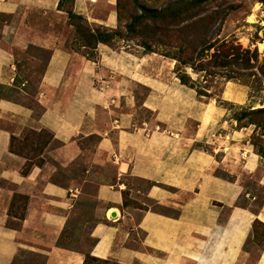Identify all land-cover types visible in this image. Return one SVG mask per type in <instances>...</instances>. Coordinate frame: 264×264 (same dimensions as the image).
I'll return each instance as SVG.
<instances>
[{"label":"crops","instance_id":"1","mask_svg":"<svg viewBox=\"0 0 264 264\" xmlns=\"http://www.w3.org/2000/svg\"><path fill=\"white\" fill-rule=\"evenodd\" d=\"M59 1L0 0V90L13 95L0 96V264H14L20 252L40 257V264L83 263L80 251L57 242L76 204L90 197L84 190L90 181L54 178L58 169L71 175L74 162L84 155L78 140L91 136L99 141L86 158L83 176L93 165L110 163L115 169V181L98 184L94 193L100 208L89 232L94 240L92 256L118 264H240L253 222H264V206L254 212V198L240 179L242 173L252 178L259 172L257 180L264 186V159L245 142L250 130L214 138L219 141L211 140L209 150L178 147L169 141L163 145L158 136L147 139L140 131H128L124 107L115 106L118 99L123 101L113 93L116 88L107 82L103 92L98 91L92 81L95 69L85 65L76 52L62 48L59 36L52 32L50 26L64 20ZM78 4L73 1L74 14L84 16ZM114 23L113 15L101 22L109 28ZM30 46L50 52L36 87L35 103L42 110L37 116L24 103L28 81L21 76L17 60L18 54L27 56ZM102 47L98 48L100 59L114 56ZM231 86L234 95L244 98L241 87ZM145 88L150 96L155 95L154 87L152 91ZM212 107L213 117L221 116ZM153 109L159 120L173 119L170 108L164 111L153 105ZM42 130L52 139L39 152V163L10 151L11 137L21 139L26 131ZM26 163L31 167L23 175ZM127 176L150 182L145 197L177 214L123 207L126 189L138 201V191L122 182ZM14 195L27 198L20 221L8 216ZM135 212L140 214L137 220ZM256 264H264V248Z\"/></svg>","mask_w":264,"mask_h":264},{"label":"rangeland","instance_id":"2","mask_svg":"<svg viewBox=\"0 0 264 264\" xmlns=\"http://www.w3.org/2000/svg\"><path fill=\"white\" fill-rule=\"evenodd\" d=\"M73 1L61 0L59 10L64 13V20L54 22L51 30L59 36L62 48L76 52L85 65L95 69L97 75L92 81L98 91L103 92L107 82L116 88L113 93L116 97L121 95L123 101L118 99L115 106L124 107L128 131H140L147 139L158 136L163 145L173 142L178 147L192 145L193 149L209 150L211 140L219 141L214 138L247 128L250 134L246 144L264 159V0H78L85 11L81 16L84 20L68 18L66 12L75 13ZM109 15L115 18L112 28L101 24ZM92 33L105 36L107 42L96 43L90 38ZM146 45L152 52L146 51ZM99 47L106 51L109 48L114 56L100 59ZM26 53L22 57L18 54V69L28 81L24 103L37 116L42 110L35 103L36 87L50 52L30 46ZM180 75L187 77V85L180 83ZM231 83L241 87L244 98L232 93ZM145 87L151 91L154 87L155 95L150 96ZM8 95L13 96L0 90V96ZM223 96L233 101H224ZM153 105L164 111L170 108L173 119L159 120ZM212 105L221 116L213 117ZM33 133L24 132L12 146L39 163L37 156L45 139H39L40 132ZM98 141L94 136L78 140L84 155L74 162L71 175L58 169L54 178L65 182L70 177L82 181L86 177L90 181L84 184L90 197L76 204L59 240L62 246L78 250L83 256L91 253L94 245L89 232L97 222L96 210L100 208L93 198L96 186L115 181V169L110 163L93 165L89 174L83 176L86 158ZM258 176L259 172L252 178L245 173L240 176L242 186L254 198V212L264 206V186L259 184ZM122 182L128 189L138 191V201L130 198L127 189L122 192L123 207H150L162 214H177L145 197L150 182L128 176ZM239 204H245L243 198ZM139 215L134 213L136 220ZM254 222L251 236L242 248L247 253L242 255L240 264H256L263 249L264 222ZM40 263V257L20 252L14 264Z\"/></svg>","mask_w":264,"mask_h":264},{"label":"trees","instance_id":"3","mask_svg":"<svg viewBox=\"0 0 264 264\" xmlns=\"http://www.w3.org/2000/svg\"><path fill=\"white\" fill-rule=\"evenodd\" d=\"M198 1H200V0H197V2ZM60 2H61V0L59 1L58 8H60ZM66 13H67L69 19L84 20L80 15H76L72 11L66 12ZM90 38L93 39V41L95 40L96 43H100V42L101 43H105V42H107L106 37L101 35V34H99V33H97V34H93L92 33ZM146 51L152 52L148 48L147 45H146ZM186 78L187 77L185 75H180L179 81H180V83L182 85H187L188 79H186ZM29 132L31 134L33 133L32 131H29ZM37 136L39 137V139L40 138L41 139H45V141H43V147L40 150V151H42L45 148V146L51 141L52 135L49 132L42 130V131H40V134L37 135ZM14 140H16V139L14 137H11V140H10L11 141V143H10V151H13L12 144H13ZM30 167H31V163H26V166L22 169V174L23 175L27 174V172L29 171ZM26 203H27V198L26 197L21 196V195H14L13 198H12V201L10 203V207H9V210H8V216L14 217L18 221L22 220L23 217H24V211H25ZM123 205H125V200L123 202ZM254 223H256V222H254ZM254 223H253V225H254ZM253 225H252V228H253ZM59 240L57 242V245L58 246H62L60 244ZM262 248H264V240L262 242ZM91 263L109 264L108 261L98 259V258L92 256L90 253L84 255V259H83V263L82 264H91ZM115 264H118V263H115Z\"/></svg>","mask_w":264,"mask_h":264}]
</instances>
